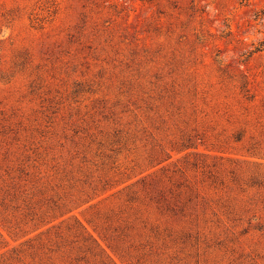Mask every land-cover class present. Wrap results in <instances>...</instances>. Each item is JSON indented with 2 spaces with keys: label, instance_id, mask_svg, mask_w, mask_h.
Segmentation results:
<instances>
[{
  "label": "rangeland",
  "instance_id": "rangeland-1",
  "mask_svg": "<svg viewBox=\"0 0 264 264\" xmlns=\"http://www.w3.org/2000/svg\"><path fill=\"white\" fill-rule=\"evenodd\" d=\"M0 264H264V0H0Z\"/></svg>",
  "mask_w": 264,
  "mask_h": 264
}]
</instances>
